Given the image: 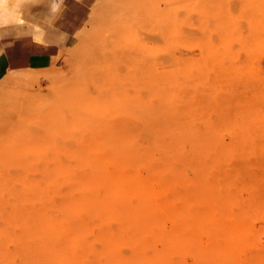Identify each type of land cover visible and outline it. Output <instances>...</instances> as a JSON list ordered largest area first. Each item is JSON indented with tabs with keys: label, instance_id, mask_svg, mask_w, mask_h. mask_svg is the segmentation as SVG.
Returning a JSON list of instances; mask_svg holds the SVG:
<instances>
[{
	"label": "rangeland",
	"instance_id": "obj_1",
	"mask_svg": "<svg viewBox=\"0 0 264 264\" xmlns=\"http://www.w3.org/2000/svg\"><path fill=\"white\" fill-rule=\"evenodd\" d=\"M54 1L0 0L17 17L0 28L17 23L32 50L51 56L0 82V264L39 261L42 242L60 245L56 264H197L191 238L209 239L192 217L202 215L234 224L250 216L260 236L253 250L263 257L264 0H83L79 21L80 0H63L58 14ZM65 22L72 30L55 46L52 27ZM236 139L249 146L227 151ZM45 155H61L67 166L77 164L72 155H88L98 176L146 189L130 197L99 190L53 234V226L15 215L40 206L34 195L46 185ZM233 164L238 185L225 186ZM64 183L51 195L58 204L71 190ZM100 207L108 217L87 216ZM133 209L153 221L112 218ZM165 234L184 241L160 263L153 258L165 250Z\"/></svg>",
	"mask_w": 264,
	"mask_h": 264
},
{
	"label": "bare ground",
	"instance_id": "obj_2",
	"mask_svg": "<svg viewBox=\"0 0 264 264\" xmlns=\"http://www.w3.org/2000/svg\"><path fill=\"white\" fill-rule=\"evenodd\" d=\"M58 5L59 2L54 1L51 4L52 9L56 11L57 8L59 7ZM14 14H15V8L4 5L0 9V21L13 18ZM96 14L97 13H95L94 16ZM127 68H129V70L132 69V65L127 66ZM13 75H10L7 78L8 82L14 81L15 75L14 76ZM165 114H164L165 117L161 115V118L166 123ZM169 127L170 125L168 126L167 124H164L165 130H167ZM167 135L169 136L168 130H167ZM196 139H193V141L190 140L189 142V145L192 146L193 150H196L198 146V142L194 141ZM259 142L260 141H254L252 147L254 151H257L259 154H261L260 153L261 142L260 143ZM27 143H29V141H25L24 143H21V145L25 146V144ZM238 145L239 147L244 146L243 148H246L248 145V141L247 143L242 140H239L238 142V139H236L235 141H233L231 148L227 151H230L231 153H235V152L238 153ZM26 149H31V148L26 147ZM18 151L20 152V149L17 147L16 154L19 153ZM229 156H238V155H229ZM45 157L47 158V167L45 169V171H47L46 185L45 187H35L36 192L34 195V197L41 203L40 206L36 205V207L30 208V210L27 209L26 212L24 213H21L22 210L18 208L17 209L18 212H16L15 215L17 217H26L28 219L26 220V222L33 221V222L42 223L41 225L36 226L39 228H48V227L51 228V226H53V229H55L54 233L51 230L53 234L58 233L59 229L62 228V225H56V224H58L59 222L62 223L68 221L69 219H74L73 213L75 211L76 205H78L79 200L81 202L80 205L83 208H85L88 199H90L92 196L97 195L99 190L105 189L108 192L109 189V191L112 192L111 195L129 196L133 191L135 192L138 189L139 190L146 189L144 188L145 187L144 184L138 182L126 183L125 181L122 180L112 181L106 176H100V174L98 176L97 174L98 164L95 160H92V158H90L88 155H72V158L75 157L77 164L72 165L71 163L69 164V166H67L63 160L61 161L60 159L62 158L61 155H55V156L45 155ZM233 165H234L233 170L229 172L228 180H225L224 182L225 186L231 187L233 186V184H235L236 186L238 185V179L235 178L234 175V172H236V175L238 173V164L237 165L233 164ZM58 175L59 177H57ZM84 175H86L87 178H84L83 177ZM58 179L63 180V182L65 183H68L71 187V190H69L68 192L66 191L64 192L62 204L56 203V201L52 200V196H51L53 193L58 191L56 186ZM90 186H92V188H90ZM77 189L79 191L83 189L81 196H79V192H76L78 191ZM89 190L91 191V193H89ZM66 207H70L71 213L69 212V216H64V210L66 209ZM146 213L147 212L144 209L126 210L117 214L112 218H114V220H117L118 222H121L124 225L145 223V221H148L150 219L152 222L153 221L152 220L153 218L151 217L152 214H146ZM87 216L92 217V219H94V217L103 219L105 217H108V214L107 213L104 214V212L101 211V207H100L98 211L93 210L89 214L87 213ZM194 217L195 216L192 217V221L194 220V222L196 223L202 222V224L205 226L203 227L204 228L203 234L208 236L209 239L208 242L204 244L203 241H200L202 237L200 238L199 236H196L195 230L193 231L195 236H193L191 240H192V244L194 245L193 246L194 255L198 262L197 264H253V261L263 260L264 256L261 257L260 254H258L256 251L253 250L260 236L259 234L257 235L256 233L257 231L254 230V227L250 226L251 223L250 221H248V219L251 220V217L248 216L247 214L241 216L240 218H238L237 215L235 224L231 222L229 223L224 218V216L220 217V219H217L212 215H206V216L202 215L199 216L198 218H194ZM183 219L187 220L186 216H183ZM15 221H19V219H16ZM45 222L48 223L54 222V224L53 225L43 224ZM25 228H31V227L30 225H25ZM162 239L165 242L164 245L165 250L158 251L156 253V256H154L153 258L154 260H157V262L160 261V263L165 262V260L162 259L164 257L163 254L167 253V250L172 251L176 247V244L179 241L181 242L184 241V239H180V237H177V235L175 234L172 235L165 234V236ZM37 247H38L37 249H40L37 253L40 255V260L36 261L33 259V262L31 264H56L55 258L59 256V254H61L63 251L60 248V245L56 243L53 244V243L42 242L39 243V246ZM30 251L33 252L35 250L34 248H31Z\"/></svg>",
	"mask_w": 264,
	"mask_h": 264
},
{
	"label": "crops",
	"instance_id": "obj_3",
	"mask_svg": "<svg viewBox=\"0 0 264 264\" xmlns=\"http://www.w3.org/2000/svg\"><path fill=\"white\" fill-rule=\"evenodd\" d=\"M62 2L63 0H60L58 5L59 7L55 11L57 12V14L60 12V9L62 7ZM82 8H83V0H80L79 3L74 6L75 10L73 14L76 15V13L81 12ZM30 9H29L30 13H33L34 11H31ZM41 12H42V16L44 15V18H42L43 26L45 24L48 25L45 19V16L48 13V9L43 8ZM78 16L79 15H76L77 17L76 20L79 21ZM76 22H74L73 25H75ZM5 23H6L5 26L0 28V82L11 72L20 69L31 68L33 65L45 64L50 62L49 57L51 56L49 52L38 53L32 50L34 49L31 42L32 39L25 40L22 39L23 35L21 37L19 36L18 33L20 32L17 23L13 21L5 22ZM67 26L68 24L65 22L64 26L52 27L53 30L51 37L55 38V33H57V37H56L57 44L55 43L54 44L55 46L59 47V43L63 39L67 38L66 35L72 30L70 29V27L68 29ZM45 49L49 50L48 47H46Z\"/></svg>",
	"mask_w": 264,
	"mask_h": 264
}]
</instances>
